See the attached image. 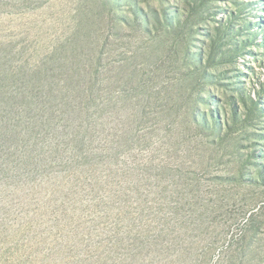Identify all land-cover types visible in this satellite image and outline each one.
<instances>
[{
    "label": "rangeland",
    "instance_id": "obj_1",
    "mask_svg": "<svg viewBox=\"0 0 264 264\" xmlns=\"http://www.w3.org/2000/svg\"><path fill=\"white\" fill-rule=\"evenodd\" d=\"M135 8L157 12L153 29ZM74 42L131 78L116 86L135 104L170 87L172 108L134 113L98 154L61 141L0 181V264H264V0H0V69ZM219 107L223 136L204 120Z\"/></svg>",
    "mask_w": 264,
    "mask_h": 264
},
{
    "label": "trees",
    "instance_id": "obj_2",
    "mask_svg": "<svg viewBox=\"0 0 264 264\" xmlns=\"http://www.w3.org/2000/svg\"><path fill=\"white\" fill-rule=\"evenodd\" d=\"M143 10L135 8V18L148 29H153L152 20L154 16L158 17L157 12ZM184 14L180 16L188 17V8ZM123 18L128 20L126 16ZM170 19L166 17L164 20L169 22ZM173 21L180 24L177 17ZM221 27L219 31L226 30V26ZM71 49L72 52L66 54L70 50L65 48L60 56H51V61L32 69L23 65L17 70L8 67L0 69V181L20 177L22 168L43 163L47 157L38 159L37 152L48 153L49 146L53 151L60 152V143L65 141L79 150L92 152L96 148L95 143L98 140L101 142L100 137H109L110 134L114 137L115 142L111 143L115 146L120 135L124 136V128L121 130V127L127 126L126 120L130 121L128 117L132 118L134 113H168L172 108L174 95L170 87H153L142 105L135 104L132 97H127L130 94L122 93L116 86V82L126 84L131 78L125 81L112 74H104L100 70L101 57L87 58L80 54L76 42L72 43ZM211 52L219 53L214 47ZM186 55L190 59L195 55L199 63L204 61L198 52L192 54L188 49ZM190 66L193 67V64ZM204 75L208 76L207 72ZM138 80L139 86H142L145 78L140 75ZM210 103L211 99L208 105ZM259 103H256L257 112L263 110ZM233 111V125L239 121L246 124L251 118V113L246 116L236 108ZM221 115L222 107L218 110L210 108L211 120H207V114L204 118L207 126L219 132L218 136H223L232 126L226 113L222 120ZM193 119L201 125L197 115L193 114ZM52 141L57 142L49 145ZM260 158L263 162L259 163V173L264 178V151Z\"/></svg>",
    "mask_w": 264,
    "mask_h": 264
}]
</instances>
